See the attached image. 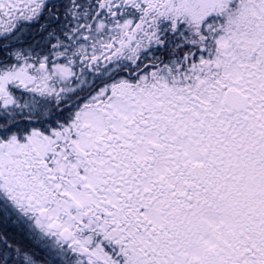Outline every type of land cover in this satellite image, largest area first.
Segmentation results:
<instances>
[{
	"label": "snow or ice",
	"instance_id": "6c2138e0",
	"mask_svg": "<svg viewBox=\"0 0 264 264\" xmlns=\"http://www.w3.org/2000/svg\"><path fill=\"white\" fill-rule=\"evenodd\" d=\"M0 264H264V0H0Z\"/></svg>",
	"mask_w": 264,
	"mask_h": 264
}]
</instances>
